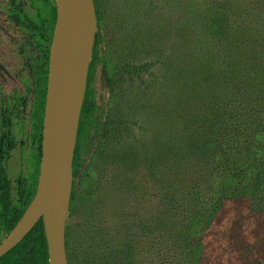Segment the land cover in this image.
<instances>
[{"label":"trees","instance_id":"16d2710c","mask_svg":"<svg viewBox=\"0 0 264 264\" xmlns=\"http://www.w3.org/2000/svg\"><path fill=\"white\" fill-rule=\"evenodd\" d=\"M94 4L97 30L78 127L71 206L78 181L98 167L92 164L91 169L84 168L86 149L93 153V159L100 142L130 131L127 119L107 113L99 104L93 86L97 68L101 67L102 79L113 93L118 82L134 81L149 67L127 63L109 76L106 58L99 49L103 10L100 0H94ZM249 8L259 10L260 15L254 17L259 22L254 23L243 13L235 14L219 2L211 6L207 26L212 52L210 62L198 70L202 87L199 111L187 117L193 124L182 139L168 138L165 144L169 166L163 192L160 188L156 193L163 210L160 222L153 221L148 227L154 235L151 249H158L160 256L152 264H264L263 252L243 246L250 237L249 230L264 216V0H254ZM47 83L48 70L37 83L38 93L30 112L37 149L28 172L18 178L16 186L7 168L18 143L12 130L16 106L6 103L1 109L0 242L23 216L37 191ZM188 157H193L194 164L186 169ZM151 174L159 176L155 166ZM66 237L70 264H92V246L87 240L77 247L68 230ZM133 250L134 245L120 248L119 264H137ZM0 264H50L43 218L0 258Z\"/></svg>","mask_w":264,"mask_h":264},{"label":"rangeland","instance_id":"374dc122","mask_svg":"<svg viewBox=\"0 0 264 264\" xmlns=\"http://www.w3.org/2000/svg\"><path fill=\"white\" fill-rule=\"evenodd\" d=\"M216 2L235 14L253 18L254 23L260 21L254 19L259 10L249 8L254 0H100L99 49L106 58L109 76L127 63L149 67L134 81L118 82L113 93L102 79L101 67L94 75L100 104L127 119L131 131L105 142L99 166L78 181L76 198L70 205L67 230L73 245L78 247L87 240L92 246V264H119L122 257L117 251L133 245L137 264H152L160 258L158 249H151L154 235L148 227L153 221L160 222L163 210L156 193L160 188L163 192L169 166L165 144L168 138L182 139L193 124L187 117L198 114L202 95L198 70L211 59L207 17ZM87 20L94 40L97 23L91 7ZM23 79L0 75V114L6 103L16 106L12 130L18 143L7 163L14 186L28 172L37 149L30 112L38 86L34 95L33 83ZM184 164L186 169L192 168L193 157ZM152 166L158 169L157 178L151 174ZM249 234L243 246L264 253V216Z\"/></svg>","mask_w":264,"mask_h":264},{"label":"water","instance_id":"95a60500","mask_svg":"<svg viewBox=\"0 0 264 264\" xmlns=\"http://www.w3.org/2000/svg\"><path fill=\"white\" fill-rule=\"evenodd\" d=\"M57 18L51 46L43 147L36 194L14 228L0 242V258L14 248L43 218L50 264H70L67 250V218L70 211L74 156L80 114L87 84L78 105L76 92L84 62V13L94 0H56ZM97 30V29H96ZM95 30V32H96ZM94 32V38H95Z\"/></svg>","mask_w":264,"mask_h":264},{"label":"flooded vegetation","instance_id":"af4514ba","mask_svg":"<svg viewBox=\"0 0 264 264\" xmlns=\"http://www.w3.org/2000/svg\"><path fill=\"white\" fill-rule=\"evenodd\" d=\"M0 1V75L13 77L15 80L24 78L25 82H32L35 95L38 81L45 76L47 70L49 74L50 53L56 23V0ZM102 106L107 113L121 116L113 112L106 104ZM127 123L131 131L128 120ZM129 132L122 133L121 136L128 135ZM116 138L118 137H109L100 142V150L93 159V153L86 149L84 168H91L92 161L99 166V158L103 155L105 142ZM87 161L90 162L87 164Z\"/></svg>","mask_w":264,"mask_h":264},{"label":"bare ground","instance_id":"6f19581e","mask_svg":"<svg viewBox=\"0 0 264 264\" xmlns=\"http://www.w3.org/2000/svg\"><path fill=\"white\" fill-rule=\"evenodd\" d=\"M90 7L87 6L86 11L84 13V28H83V40H84V53L83 58L84 62L82 64L81 74H80V81H79V88L76 92V100L77 104L81 103L82 95L84 92L85 86V66L89 62L91 57V46L93 43V33L90 28L89 22L87 20L88 11Z\"/></svg>","mask_w":264,"mask_h":264}]
</instances>
